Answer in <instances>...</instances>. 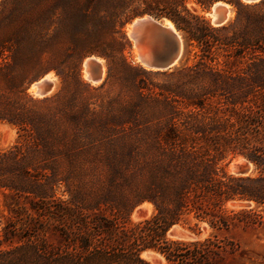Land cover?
I'll return each instance as SVG.
<instances>
[{"label":"trees","instance_id":"16d2710c","mask_svg":"<svg viewBox=\"0 0 264 264\" xmlns=\"http://www.w3.org/2000/svg\"><path fill=\"white\" fill-rule=\"evenodd\" d=\"M188 1L46 0L32 19L31 1L0 0V122L16 131L0 148V189L13 231L35 234L4 225L0 264H152L144 252L165 264H238L231 240L167 231L189 214L215 229L259 217L228 201L264 206V0ZM216 2L234 11L223 24L202 13ZM145 14L180 33L179 63L156 70L130 58L124 27ZM88 56L104 61L98 85L82 77ZM49 71L57 90L28 93ZM237 155L253 174L225 169ZM145 201L153 213L132 223ZM46 224L57 243L39 235Z\"/></svg>","mask_w":264,"mask_h":264},{"label":"rangeland","instance_id":"374dc122","mask_svg":"<svg viewBox=\"0 0 264 264\" xmlns=\"http://www.w3.org/2000/svg\"><path fill=\"white\" fill-rule=\"evenodd\" d=\"M29 1H31L30 2L31 7L27 11V13H25V16L27 18L30 17L32 19H37L41 13L40 8L46 7V0H29ZM188 5L195 6L192 0L188 1ZM213 5L210 7L209 10L202 11V13L206 17H208L212 23H214L213 8H212ZM228 9H230V11H228L229 14L227 20L231 19L234 15L233 8L230 5L228 6ZM135 18H133L130 22H128L125 25L124 30L126 34L128 33L127 25L131 24V22ZM165 19L166 18L159 20H162L164 22ZM129 40L131 41L130 38ZM131 45L132 46L129 53L130 58L134 62L141 64L136 58L135 47L133 46V44ZM45 59L46 57L43 60ZM99 61L104 64L103 59L99 58ZM81 67H82L81 70L82 77L86 81L90 82L92 85H98L104 80L105 76L102 81L99 82L90 81L87 77H84L83 75V69L85 68L84 65L82 64ZM105 75H106V69H105ZM147 77L150 78L154 83H161L162 81L164 82V80L166 79V76L161 74L147 75ZM46 80L50 83V88L46 94L42 95L39 93V85ZM58 85H59V79L57 75L55 74L54 71H49L44 75H42L41 77H39L38 79L31 82L27 88V91L33 96L43 97L54 93L57 90ZM155 90L157 91V87L155 88ZM15 137H16L15 128L5 122H0V148L6 147L9 144H11L15 139ZM225 169L229 173H234V174L254 173L253 165L250 162H248L246 159H244V157H242L241 155H237L231 158L226 163ZM120 188H121L120 191L126 190V188L122 187V185H120ZM55 189H56V195L62 196L63 186L59 184L55 187ZM10 202H12V199L6 196L5 191L0 189V235H4V227H5L4 225H6L8 229L11 230V232L7 233L6 235H35L32 234V232H30V230L28 229L22 230L24 227H22L21 230L13 231V229H17L16 227L18 224H17L16 215L11 210ZM225 206L228 209H232L234 211H238L240 209H249L253 207L254 211L258 213L259 217H256V219L252 220V222L237 221L231 224L227 228L215 229L210 227L205 221H199L197 226L195 227L193 223L196 220L195 218H193L191 214H189L185 216L188 223L181 222L173 225L167 231V235L173 238H185V239H191L197 237L203 238L207 235H217L221 239L231 240L236 243L237 245L236 252L234 253V255L228 256V259L230 261L232 262L235 261L238 264H264V206H256L253 201H245V200L228 201ZM106 213L107 212L105 211V214ZM152 213H153L152 203L145 201L139 204L138 206H136L131 211L129 215V219L132 223H136L144 218L149 217ZM18 227H20V225ZM39 235H44L45 239L52 243H57L59 241V236H58L59 234L56 231L51 230L48 224H46L44 231ZM16 240L17 237L14 236L12 238V241L14 242ZM144 253L145 256L143 255ZM144 253L142 255L146 257L152 264H165L164 259L160 255L155 254L153 252H144Z\"/></svg>","mask_w":264,"mask_h":264},{"label":"water","instance_id":"95a60500","mask_svg":"<svg viewBox=\"0 0 264 264\" xmlns=\"http://www.w3.org/2000/svg\"><path fill=\"white\" fill-rule=\"evenodd\" d=\"M253 2L257 0H243ZM215 24L227 21L228 7L221 2L213 5ZM131 31L128 37L136 49L137 60L147 68L164 70L177 64L183 55L184 45L180 33L175 27H170L162 20L150 15H143L131 22ZM174 26V25H173ZM87 59L86 63H84ZM83 60V65L89 75L90 81H102L105 76V66L97 57L88 56ZM50 83L46 80L39 85V93L48 92Z\"/></svg>","mask_w":264,"mask_h":264},{"label":"bare ground","instance_id":"6f19581e","mask_svg":"<svg viewBox=\"0 0 264 264\" xmlns=\"http://www.w3.org/2000/svg\"><path fill=\"white\" fill-rule=\"evenodd\" d=\"M222 3V2H221ZM222 4H224L226 7H228L229 5L228 4H226V3H222ZM216 5V4H215ZM229 11H230V9H229ZM229 14V13H228ZM213 16H214V14H213ZM214 19H215V16H214ZM215 20H213V22H214ZM215 23V22H214ZM164 24H166V25H168V26H170V27H174L173 26V23L170 21V20H168V19H165L164 20ZM131 24H128L127 25V31H128V33L127 34H129L130 33V31H131ZM135 52H136V49H135ZM98 60H99V58H97ZM86 61H87V59H85V61H84V63H86ZM84 69H83V75H84V77H87L88 79H90L89 78V75H88V72H87V70H86V66L84 65Z\"/></svg>","mask_w":264,"mask_h":264}]
</instances>
